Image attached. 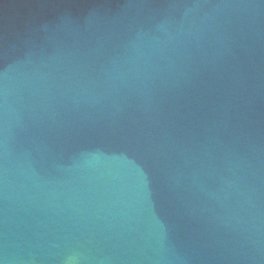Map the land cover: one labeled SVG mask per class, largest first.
I'll list each match as a JSON object with an SVG mask.
<instances>
[{
    "label": "water",
    "instance_id": "95a60500",
    "mask_svg": "<svg viewBox=\"0 0 264 264\" xmlns=\"http://www.w3.org/2000/svg\"><path fill=\"white\" fill-rule=\"evenodd\" d=\"M0 264H264V0H0Z\"/></svg>",
    "mask_w": 264,
    "mask_h": 264
}]
</instances>
